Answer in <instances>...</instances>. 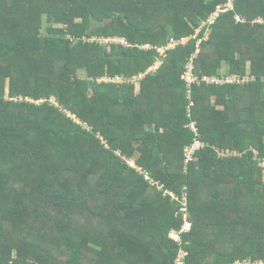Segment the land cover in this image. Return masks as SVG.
<instances>
[{
  "label": "trees",
  "instance_id": "trees-1",
  "mask_svg": "<svg viewBox=\"0 0 264 264\" xmlns=\"http://www.w3.org/2000/svg\"><path fill=\"white\" fill-rule=\"evenodd\" d=\"M226 2L0 0V264L264 262V0H236L198 51ZM193 56L200 79L255 80L188 95ZM192 122L205 148L184 165Z\"/></svg>",
  "mask_w": 264,
  "mask_h": 264
},
{
  "label": "built area",
  "instance_id": "built-area-1",
  "mask_svg": "<svg viewBox=\"0 0 264 264\" xmlns=\"http://www.w3.org/2000/svg\"><path fill=\"white\" fill-rule=\"evenodd\" d=\"M235 2H236V0H227V2L225 4L217 7L216 11L209 17V19L207 21L202 23V25L200 27H202L201 30L202 29L205 30L204 31V37L197 40V42H196L197 48H200L202 42L205 41L204 38H205L206 32L208 33V36L210 35L211 27L218 21L220 16L227 14V13H230V12H235V8H234ZM236 21L242 22L244 20L242 18L236 16ZM257 22L264 24V21H262L260 19ZM197 36H198V33H196L195 38H197ZM207 39H208V37H207ZM188 40L189 39H187V38L179 40V41L172 39L169 41V44L167 45V47L161 48V49H163L165 51L167 49L175 48L178 44L185 45L188 42ZM164 51L162 52V55H163ZM158 53H159V49H158ZM193 60H194V58H191L189 63L187 64L186 72L184 75V80L186 82V85H187V88L189 91L188 95H190L191 87L194 84H201V83L205 82L206 84H217V85H224L226 83L244 85L247 81L255 80L254 77L250 78V77L246 76V77L241 78V77L236 76V75H233L231 77L229 76V77H221V78L220 77L218 78L216 76H214V77L205 76L201 80L194 74ZM158 66L159 65L155 64L152 69L156 70ZM263 82H264V78H263ZM189 112H190V107L187 110V113H189ZM188 128L192 133H194V136H193V140H192L191 145L184 149V152H183V154H184V159H183L184 165H187L188 163L192 162L195 159L196 152L205 148V144L201 140V136H200L199 130L197 128L196 122L190 123L188 125ZM216 152L218 153V156L220 158H228L231 156L241 157L243 155V153H239L237 151H231V150L216 149ZM254 153H255V151L253 152L254 159L257 160L258 164H260L259 167L264 169V158L259 157V152L258 153L256 152L255 155H254ZM145 178L148 179L147 177H145ZM160 187L162 188V186H160ZM166 192H168V191H166ZM164 194L169 195L172 199H177V197L170 192L165 193V191H164ZM180 203H181V209L180 210L182 212L184 219H186V217H187V207H186L187 206V198H186L185 194L182 195V197L180 199ZM190 227H191L190 222H188L186 220L178 232H175V233L173 232L170 234V238L179 242L181 234L188 232L190 230ZM258 264H264V262L259 261Z\"/></svg>",
  "mask_w": 264,
  "mask_h": 264
},
{
  "label": "rangeland",
  "instance_id": "rangeland-1",
  "mask_svg": "<svg viewBox=\"0 0 264 264\" xmlns=\"http://www.w3.org/2000/svg\"><path fill=\"white\" fill-rule=\"evenodd\" d=\"M258 21V20H257ZM263 21V20H262ZM77 23H79V21H76ZM99 25H102V24H99ZM50 26V24H48V23H46V21H45V17H43L42 18V20H41V27H40V29H39V31H40V33H45V29L47 28V27H49ZM201 28L202 27H199V28H197L196 29V33H200V31H201ZM67 38H70V36H66ZM207 37H208V33L206 32V34H205V38H204V40H206L207 39ZM91 40H97V41H99V43L103 46V48H106L107 49V45L105 46V40L106 41H109L108 39H105V40H102V38H93V39H91ZM115 41H123L122 39H114ZM113 41V40H112ZM200 50V48L198 49V51ZM164 50L163 49H159V54H160V56L162 55V52H163ZM193 58H196L195 56H193ZM161 63V60L159 59V57H158V59H157V61H156V64L157 65H159ZM248 65H250V62H248ZM159 67V66H158ZM157 67V68H158ZM227 71H228V66L227 65H223V67L221 68V71H220V73L223 75V76H226V74H227ZM249 71H250V69L249 68H247V73H249ZM149 72H154V70L151 68V69H149ZM80 76L81 77H84V74L83 73H80ZM233 76V75H232ZM141 78L143 77V76H140ZM231 77V76H230ZM141 78H139V77H136L135 79H134V81H133V79H132V83L133 84H135V90L136 89H138L139 88V79H141ZM119 80V81H118ZM99 81H110V80H108V79H106V77H104V78H102V79H100ZM113 81H115V82H122V80L121 79H113ZM51 104H53L54 106H56L57 107V104H56V102H55V100L53 99V98H51ZM39 103H40V101H39ZM67 114V113H66ZM68 115V114H67ZM75 122H77V123H79L78 122V120L77 119H75L74 120ZM84 127H86L85 125H84ZM87 128V127H86ZM255 151V153L257 152L258 153V151L257 150H254ZM255 153H254V155H255ZM115 154L116 155H119V152H115ZM124 159V158H123ZM128 164L131 166V167H135V165H134V163H133V161H130V160H128ZM258 165H260V164H258ZM145 177H147L148 178V175L147 174H145ZM158 189L159 190H161L162 188L160 187V186H158ZM165 193H168V192H166L165 191ZM171 200H172V198H171ZM187 205H188V202H187ZM187 207V209H188V206H186ZM248 263V261H246L244 264H247ZM174 264H184V254L183 253H181L180 251L178 252V257H177V259L175 260V262H174Z\"/></svg>",
  "mask_w": 264,
  "mask_h": 264
},
{
  "label": "clouds",
  "instance_id": "clouds-1",
  "mask_svg": "<svg viewBox=\"0 0 264 264\" xmlns=\"http://www.w3.org/2000/svg\"><path fill=\"white\" fill-rule=\"evenodd\" d=\"M202 25V24H201ZM194 66V65H193ZM197 76V75H196ZM198 77V76H197ZM203 77H205V76H203ZM203 77L201 78V80L203 79ZM183 79H184V77H183ZM200 79V78H199ZM185 81V80H184ZM262 81H263V79H262ZM203 83H205V82H203Z\"/></svg>",
  "mask_w": 264,
  "mask_h": 264
},
{
  "label": "crops",
  "instance_id": "crops-1",
  "mask_svg": "<svg viewBox=\"0 0 264 264\" xmlns=\"http://www.w3.org/2000/svg\"><path fill=\"white\" fill-rule=\"evenodd\" d=\"M135 91H138V89H136Z\"/></svg>",
  "mask_w": 264,
  "mask_h": 264
}]
</instances>
